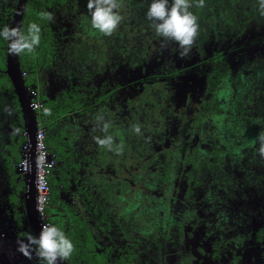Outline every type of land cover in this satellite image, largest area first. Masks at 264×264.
<instances>
[{
	"label": "flooded vegetation",
	"instance_id": "1",
	"mask_svg": "<svg viewBox=\"0 0 264 264\" xmlns=\"http://www.w3.org/2000/svg\"><path fill=\"white\" fill-rule=\"evenodd\" d=\"M17 2L0 0V26ZM208 2L190 9L198 35L181 58L149 27L148 0H119L109 36L91 27L86 0H26L20 29L36 22L44 52L20 67L37 127L55 129L63 153L42 216L72 241L67 264H264V15L258 0ZM12 92L0 82V146L15 131ZM12 174L0 200L24 238L25 183Z\"/></svg>",
	"mask_w": 264,
	"mask_h": 264
},
{
	"label": "clouds",
	"instance_id": "2",
	"mask_svg": "<svg viewBox=\"0 0 264 264\" xmlns=\"http://www.w3.org/2000/svg\"><path fill=\"white\" fill-rule=\"evenodd\" d=\"M203 5L204 0H148L145 19L150 22L149 27L156 37L163 43L173 42L178 49L177 55L187 58L199 27L197 16L190 9ZM86 8L91 27L105 36L111 35L121 23L119 0H86ZM258 11L264 15V0H258ZM41 18L50 21L52 14L42 12ZM0 40L6 42L9 55L32 53L40 43V26L31 23L22 31L19 26L5 24L0 26ZM133 131L139 133L140 128L134 126ZM258 139L264 145V136ZM97 143L110 147L112 138H98ZM261 152L264 153V147ZM73 247L61 228L51 223L42 224L37 235L27 234L18 240V251L29 259L35 254L40 264H62L72 255Z\"/></svg>",
	"mask_w": 264,
	"mask_h": 264
},
{
	"label": "water",
	"instance_id": "3",
	"mask_svg": "<svg viewBox=\"0 0 264 264\" xmlns=\"http://www.w3.org/2000/svg\"><path fill=\"white\" fill-rule=\"evenodd\" d=\"M25 2L26 0H18L10 26L20 27ZM4 57V72L6 73L9 79L12 91L16 96V101L18 103L20 111V118L22 121L23 132L26 136V141L29 142L32 146H34L36 141L35 135L38 124V116L36 110L32 107L31 94L28 92V87L25 85L24 82L23 70L21 69L19 62V55H9L7 53V47H5ZM0 162L2 163V158L0 159ZM16 172L20 173L23 176V180L25 183V190L23 192L24 206L26 216L28 218V223L29 225H31L35 236L40 231L41 221L38 217V210L36 208L37 194L34 183V160L32 162L31 170L27 174L23 175L19 169H17ZM5 200L7 201V199L4 198L0 200V235L3 238V242L0 245V264H21L22 261H25V264H30L31 261H35V254L32 255L31 259H29L25 257L21 252H16L18 240L23 239V237H18L15 231L12 214L7 213L8 201L6 202ZM7 238L10 239V242H7ZM12 239H16V241L13 243ZM62 264L67 263L63 261Z\"/></svg>",
	"mask_w": 264,
	"mask_h": 264
},
{
	"label": "trees",
	"instance_id": "4",
	"mask_svg": "<svg viewBox=\"0 0 264 264\" xmlns=\"http://www.w3.org/2000/svg\"><path fill=\"white\" fill-rule=\"evenodd\" d=\"M25 19L23 20V24L26 25V27H23L22 31H25L27 29V26L29 24L33 23V22H27L26 23ZM34 23H36V22H34ZM43 52H44L43 48L37 46L32 53H29V56H27V54H21L20 55L21 67L24 68L25 67L24 65L27 62H29V60H30V62L40 64V57H41V54ZM0 67L3 68V56L1 57V54H0ZM0 82H5L6 85L10 86V83H9V81H8V79L4 73L0 77ZM13 100H14V97H12L11 102H12L13 110H14V112H16V114L18 116L17 119H15V121L13 123V126L15 128L14 135L11 138V142L9 144H3L4 146L3 145L0 146V148L3 146V149L0 151V154H1V158H2V164L4 167V171L8 176H10L9 178L11 181H13V179H14L12 172H14V169L16 168V166L19 163L20 158H21V146L25 142V136L23 135V128H22V121L20 118L19 106H18V103L16 102V100L15 101H13ZM66 104L64 103L62 105V111H60V112H63L68 108L70 109L73 106V104L71 102L68 105H66ZM40 118L43 119V115H42V117L40 116ZM41 124H43L44 126L46 125L43 120H42ZM50 127L54 128L55 126H50ZM45 129H44L43 142H44L46 149L50 153L54 154V158L56 160L60 158V155L62 158V156H63L62 148L60 147V145L57 142V135L55 133H53V131L55 129H51L50 134L47 133ZM168 164L162 166L161 174H160L162 179L168 178V176L170 174V171L168 169ZM57 169H58L57 167L52 168L50 170L49 175H48V183H49L50 187L52 186V184H54L56 182L55 177H58ZM18 176H19V178L16 181L17 187H20V186L22 187L23 186L22 176L20 174H18ZM48 220H50V218H47V221ZM101 263H105V262H101Z\"/></svg>",
	"mask_w": 264,
	"mask_h": 264
},
{
	"label": "built area",
	"instance_id": "5",
	"mask_svg": "<svg viewBox=\"0 0 264 264\" xmlns=\"http://www.w3.org/2000/svg\"><path fill=\"white\" fill-rule=\"evenodd\" d=\"M33 107H37V103H32ZM25 136V135H24ZM44 132L41 126L37 127L35 135V144L32 146L26 141L21 146V158L17 164L18 169L23 175L27 174L32 167L34 160L35 166V189H36V208L39 212L41 225L48 223L47 219L42 216V209L47 201L49 191L48 175L54 165V154L50 153L43 142Z\"/></svg>",
	"mask_w": 264,
	"mask_h": 264
},
{
	"label": "rangeland",
	"instance_id": "6",
	"mask_svg": "<svg viewBox=\"0 0 264 264\" xmlns=\"http://www.w3.org/2000/svg\"><path fill=\"white\" fill-rule=\"evenodd\" d=\"M243 1H245V0H243ZM207 5V4H209V2H208V0H204V5ZM204 5H203V7H197V10H203V12H205L206 10H205V8H204ZM205 5V6H206ZM220 8V7H219ZM222 8V7H221ZM202 17V16H201ZM201 19H203V17L201 18ZM83 49V48H82ZM87 50H85V51H81V53H80V57H79V63L81 64V67H79V69L81 70V72H83L84 71V69H85V64H88V62H89V56H87ZM235 81L237 82V79L235 78ZM31 97H33L32 95H31ZM35 100V99H34ZM6 109H4V107H3V105L1 106L0 105V113H2V116L4 115V111H5ZM3 118V117H2ZM43 132H44V127H43ZM259 157V156H258ZM0 159H1V156H0ZM242 163V162H241ZM258 163L259 162H256L255 161V164L254 165H257L258 166ZM17 169H18V167H16ZM17 170L15 169L14 170V172L15 173H17V174H20V173H18V172H16ZM23 174V173H22ZM21 175V174H20ZM22 176V175H21ZM10 176H8L6 173H5V171H4V167H3V164L0 162V188L1 187H5V185H7L8 183H9V181H10V178H9ZM23 177V176H22ZM0 238H2V236L0 235ZM0 245H1V241H0ZM18 248V247H17ZM18 250V249H17ZM16 250V252H20V251H17ZM27 261V260H26ZM21 264H25V261H22L21 262ZM31 264V263H30Z\"/></svg>",
	"mask_w": 264,
	"mask_h": 264
}]
</instances>
